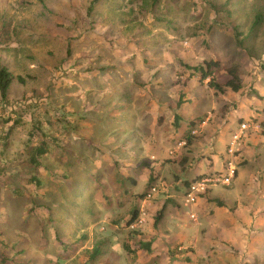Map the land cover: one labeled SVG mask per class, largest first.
I'll return each mask as SVG.
<instances>
[{"label": "rangeland", "instance_id": "rangeland-1", "mask_svg": "<svg viewBox=\"0 0 264 264\" xmlns=\"http://www.w3.org/2000/svg\"><path fill=\"white\" fill-rule=\"evenodd\" d=\"M127 1L91 17L93 0H0V64L25 80L0 96V264H264V0ZM210 60L218 84L238 69V91L192 75ZM42 111L97 142L95 165L86 149L73 163L82 178L111 157L136 164L128 199L111 177L73 196L55 180L74 168L57 143L33 170ZM230 165L229 185L187 202L185 180Z\"/></svg>", "mask_w": 264, "mask_h": 264}, {"label": "trees", "instance_id": "trees-1", "mask_svg": "<svg viewBox=\"0 0 264 264\" xmlns=\"http://www.w3.org/2000/svg\"><path fill=\"white\" fill-rule=\"evenodd\" d=\"M160 1L161 0H148L147 4H149V6L153 9L154 7H157L158 5H160ZM231 1L232 0H227L225 5H228V3H230ZM99 2L100 0H93V2H91L90 5L87 7V13L88 14L94 13V9H95L94 3H99ZM138 2H140L139 5L142 6L144 0H128L127 1V3H130V4H135ZM90 16L93 17L92 14ZM158 21L160 20L158 19ZM91 22H92V19H91ZM187 67L190 68L189 66ZM220 68H221L220 60H210V61L204 62V64L194 66L192 68L194 70L192 75L200 74L201 81L212 77V79H210L209 81V86H213L219 91H223L225 87H229L233 89L234 91H238L239 85L236 83L238 80V75H239L238 69L237 68H229V70L227 69V73L231 78L224 84H218L214 80L215 78L213 76H214L215 71L219 70ZM93 72H90L89 74L90 75L95 74ZM16 80L20 83H24L25 81L24 78L21 76L15 77L7 66L0 64V96L4 101L8 95V91L11 85ZM188 80L189 79H186L184 83H187ZM183 105H184V100H183V97H181L178 102V107H181ZM38 106H41V104H39ZM65 118H66V113L60 114V116H56L52 112L42 111V117L39 119L38 123H36V129L38 132L33 131L31 134H29L30 135L29 139L31 141L30 143H32L31 145H33L32 151L29 154V159H30V163L32 164L33 170L38 171L39 169L44 168L45 166L44 161L47 159V157L52 152L53 146H55L57 143L59 150L64 155L63 157L69 158L70 164L74 165V168L70 167L71 170L69 171L64 170L62 173L56 174L57 178L55 180H59V178H62L65 184L70 185V187L68 186L67 188L70 189V192L72 193L73 196H75L76 198H84L86 193H88L89 191V188H87V186L91 181H94L95 183H98L97 185H99L101 184V182L103 183L106 179H109L111 177L112 182L117 184V188L120 190L119 197H123V200L128 199L126 195L131 193V189L135 187L136 185V179H137V176H135V172H137V168H135L136 164L134 163L132 165L123 164L122 162L118 160H114V158L111 157L112 164L101 160L103 161L102 165L98 166L99 168L98 169L96 168V170L93 169L92 167H94L95 165L94 161L96 158L95 151H97V148L96 146H94V144H96L97 142L94 139H92L89 143L90 137H88L86 140L82 136L83 134L81 131H83V129L79 130L76 127V125L74 127H69L67 123H70L71 120L67 121L65 120ZM175 121L177 122V126H179L181 122V118L179 117V114L175 115ZM201 121L202 120H199V122ZM199 122H197L196 120L188 121V124H187L189 126L188 129L197 127ZM259 125H261V127L264 128V119L259 123ZM42 126H45V130L42 128ZM56 134L69 138V140L71 141V144L68 146L63 145V147H61L60 145H62V141L58 139V136ZM8 136L9 134H7L4 138L6 141L8 140ZM82 140H85V141L83 142ZM189 142H191V140ZM74 144L77 145V147L74 150L75 152L74 154L72 151L71 152L66 151L67 147H71V145H74ZM81 149L82 151L86 149L88 151L91 150V152L93 151L95 152V153H91L90 158H88L89 160L92 161V163H94V165L93 164H91L93 166L83 165L81 167L80 171H82L83 178L77 172V169H79L80 164L78 165L73 164V163L78 162V158L81 159L79 155V151L81 152ZM103 153H106V151ZM66 165L67 163L65 164V166ZM54 170H51L50 168L48 171H54ZM212 174H205L197 178L185 180L184 182L185 186L188 189V187L194 181L202 179L203 177L215 176L214 174L213 175ZM54 178H55V174H54ZM34 180L37 184L41 183V180L37 177H34ZM141 197H144V196L141 195ZM164 211H165V207L162 208V210H160L157 216V219H156L157 222H159L163 218ZM137 214H138V209L136 208L132 212V219L129 221V223L135 220V218L137 217Z\"/></svg>", "mask_w": 264, "mask_h": 264}, {"label": "built area", "instance_id": "built-area-1", "mask_svg": "<svg viewBox=\"0 0 264 264\" xmlns=\"http://www.w3.org/2000/svg\"><path fill=\"white\" fill-rule=\"evenodd\" d=\"M244 129L246 126H243ZM238 140V137L235 138ZM236 140L234 143H236ZM236 174V168L230 165L229 173L226 176H208L203 177L197 181H194L187 189L186 200L188 203H195L197 196L206 192L211 186H215L219 183L223 185H229L231 180ZM194 217V215H193Z\"/></svg>", "mask_w": 264, "mask_h": 264}]
</instances>
